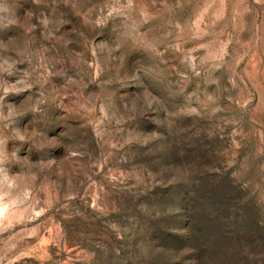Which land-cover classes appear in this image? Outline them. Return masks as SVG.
Returning a JSON list of instances; mask_svg holds the SVG:
<instances>
[{
	"label": "rangeland",
	"instance_id": "rangeland-1",
	"mask_svg": "<svg viewBox=\"0 0 264 264\" xmlns=\"http://www.w3.org/2000/svg\"><path fill=\"white\" fill-rule=\"evenodd\" d=\"M145 2L159 17L155 48L110 60L101 79L112 83L89 86L115 101L100 124L80 107L89 89L64 86L87 83L95 33L55 0L20 13L26 39L6 56L21 63L0 87L42 64L53 75L36 85L39 116L24 112L33 97L0 124L10 150L17 129L33 137L25 152L38 153L46 209L17 264H264V0ZM23 95L13 90L5 113Z\"/></svg>",
	"mask_w": 264,
	"mask_h": 264
},
{
	"label": "clouds",
	"instance_id": "clouds-1",
	"mask_svg": "<svg viewBox=\"0 0 264 264\" xmlns=\"http://www.w3.org/2000/svg\"><path fill=\"white\" fill-rule=\"evenodd\" d=\"M41 2L42 0H21V3L16 5L15 0H0V80L5 72L9 76L13 75L12 69L21 63L20 60L6 56V53L12 51L6 47L8 41L26 39V34L22 35L18 31L21 27L20 13ZM55 2L64 6L71 19L78 20L82 26L95 33L88 41L87 50L90 52V58L82 62L84 67L81 70L87 78V83L83 78L76 80L69 77L65 87L75 85L83 91L89 89L90 85H96L102 89L103 85L112 83L111 80L101 79L110 60L126 56L129 61H134L136 53L140 50L155 48V41L150 39L149 34L153 23L159 17L150 10L145 0H55ZM161 2L167 4V0ZM155 3L156 0H152V4ZM77 8L79 11H75ZM49 22L47 17L41 21L44 27H47ZM105 47L111 49V54L102 58L98 50ZM20 54L17 51V55ZM192 66L194 67V64ZM41 67L42 71L31 80L28 79L29 73L26 72L24 78L17 80L15 84L0 87V124L4 121L10 122L11 117L19 114L13 105H25V100L33 97L34 102L25 105L24 112L32 114L33 117L40 115L43 92L37 96L36 85L42 89L53 75L46 64H42ZM13 90L25 95L8 99L5 113L4 101ZM124 94L130 93L126 89ZM80 107L98 112V124L109 120L110 112L115 115V112H112L115 101L111 95H104L103 90L96 92L89 89L88 97ZM30 123L31 120L24 126L27 127ZM260 137L264 140V132L260 133ZM15 138L20 144L13 151L8 146L9 138L0 132V264H17L20 245L38 234L40 227L38 221L46 212L39 199L36 166L32 161V156L38 157V153L25 152V146L33 137L17 129ZM259 167L264 171V161L260 162Z\"/></svg>",
	"mask_w": 264,
	"mask_h": 264
}]
</instances>
